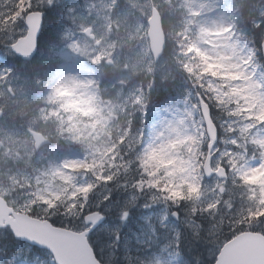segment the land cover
<instances>
[{
    "label": "rangeland",
    "instance_id": "rangeland-1",
    "mask_svg": "<svg viewBox=\"0 0 264 264\" xmlns=\"http://www.w3.org/2000/svg\"><path fill=\"white\" fill-rule=\"evenodd\" d=\"M59 1L66 2V22L59 31L61 42L53 49L59 67L53 72L44 98L39 100L48 99L49 104L54 101L48 119L57 126V139L36 153L27 129L38 121L35 111L28 110L35 102L37 87L33 83L25 86L22 68L27 64L14 63L15 56L8 47L14 36H25L26 29L11 11L7 15L14 0H0V16H10L8 21L0 22V111L3 114L0 160L9 159L0 164V196L7 198L8 205L17 212L29 215L33 204L45 200L66 203L90 183L99 184L90 193V201L95 202L102 199L103 186L115 172H126L130 161L148 154L160 164L155 166L156 170L160 177L163 169L168 186L162 185L158 198L140 197L134 191L111 186L110 195H116L131 209L132 215L126 225H114L120 232L115 247H108L111 241L107 237L102 243L99 235H91L90 243L106 264H183L177 259V250L168 245L179 224H185L190 233L195 230L189 209L209 205L222 197L234 205L236 212L253 207V196L264 195V92L249 65V54L239 45L235 34L229 32V23L218 0H180L188 25L197 30L196 52L211 67L219 68L210 81L207 79L208 88L204 82L202 87L207 101L212 99L214 121L220 133L212 153V168L226 169L228 177L225 181L200 178L203 181L198 186L194 183L191 164L181 154L186 133L182 130L183 110L178 102H163L156 110V117L128 126V120L135 121L133 111L140 106L138 100L141 98L143 103L146 100L134 78L146 69L155 71L152 66L158 67L163 77L169 75L166 59L155 65L149 53L146 32L150 4L145 0H33V6L41 11ZM153 1L154 7L160 8L161 0ZM252 14L264 17V2L254 4ZM88 29L93 40L86 35ZM84 59L110 73L107 89H114L111 98L99 100L86 80H80L83 75L78 64ZM186 112L191 119L187 131L193 135L201 129L199 109L191 107ZM17 116L24 121L17 123L14 119ZM200 157L201 153L191 157L196 168ZM85 160L88 168L74 178L72 170ZM171 208H177L174 211L178 212L179 221L168 218L162 223V218L174 212ZM220 211L228 216L223 204ZM200 220L206 229L211 217ZM224 223L228 224V220ZM227 234L226 227L223 235ZM210 236L212 233L206 231L203 246L206 258L212 263L216 238L209 239ZM0 240L8 242L7 231L0 232ZM8 247L12 264L23 261L50 264L44 257L33 255L28 246L13 241ZM187 258L186 264L189 258L191 264L195 263V257Z\"/></svg>",
    "mask_w": 264,
    "mask_h": 264
},
{
    "label": "trees",
    "instance_id": "trees-1",
    "mask_svg": "<svg viewBox=\"0 0 264 264\" xmlns=\"http://www.w3.org/2000/svg\"><path fill=\"white\" fill-rule=\"evenodd\" d=\"M255 0H224V9L229 14L232 25L236 31L240 33V39L245 42L250 51H251V60L256 69L257 76L261 79L264 86V73L261 69V56H260V41L264 35V25L261 28L254 29V23L249 16V11L251 10L250 6L254 5ZM161 13L163 20V29L166 35V50L164 57L168 60V67L170 68L171 75L168 77H162L156 72H150L144 74L143 76L138 77V81L144 84L142 88V97L146 98L145 103L142 102L141 98L138 100L140 106L135 108L133 114H135V121L128 120L130 123L139 124L144 118L153 117L157 107L167 100H179L180 105L183 106L185 111V116H187V110L191 107H196L195 99L192 98L193 95L199 94L206 103H208L212 118L216 117V112L211 101H207L205 95L203 94L202 83L204 82V87L208 88L207 79L211 78V75L215 71L214 68H211L203 56L196 53L195 40H196V30L194 27H189L186 22V14L184 13V8L178 0H161ZM66 4L59 6H53L48 9H44V18H43V28L38 40V50L40 51H52L54 46L58 44V32L62 27V24L65 22V7ZM62 8V10H59ZM7 15L10 11L13 13L12 16H15L19 24L23 25V19L25 15L31 11H34L33 0H14V2L9 5ZM1 17L0 22L9 20L10 16ZM264 18V17H262ZM261 18H256L260 20ZM3 25V23H2ZM55 33V35H54ZM172 47V48H171ZM56 60H48L43 65L40 61L34 60L28 64L22 70L24 76L29 79V83H33V86L37 87L36 97L42 98L44 93L50 88L51 80L53 78V72L56 68ZM83 69H87L85 74L91 81V87L93 90H96L100 94L102 91L108 72L105 73L101 68L96 67L91 64L82 65ZM147 77V78H146ZM206 80L204 81V79ZM165 79V80H164ZM147 85V87H146ZM112 92V90H110ZM187 95V96H185ZM191 97V98H190ZM37 107V108H36ZM46 109L42 120L36 125L35 130L47 135L50 138H54L57 133V126L54 120H49L48 116L50 113L49 106H43L40 102L33 103L31 110L39 112L41 109ZM197 109V107H196ZM132 117H130L131 119ZM144 119V120H145ZM187 122H190V117L187 116ZM200 145V144H199ZM206 149V144L204 146L196 147L195 152H191L196 155V153L203 154ZM190 157V155H189ZM197 161V160H196ZM201 159H198V173L201 176L200 166ZM88 165H84V169ZM108 181H112V187L118 185L120 188L128 189L131 191H137L141 195L149 193L151 189L160 188L159 174L156 170L154 164H144L142 161L132 162V165L129 171L122 175L117 174L113 178H109ZM34 217V216H33ZM55 226L67 227L73 229L77 226L78 221L73 222L69 216H65L62 212L56 215L55 217L50 218ZM199 224L205 228L202 220L199 221ZM228 225V224H226ZM230 234V233H229ZM227 234V235H229ZM181 240L184 239V234L180 235ZM189 238V237H188ZM190 239V240H189ZM185 243H181L179 248V255L177 259L184 261L186 264L187 257H195L194 264H211V262L205 256L204 244H206V231L201 237L200 241H194L189 238ZM13 242L12 237L8 236V242L0 240V262L6 264L9 263V243ZM198 245V247H197ZM26 247L25 245H22ZM30 251L35 256L44 257L49 261L50 264H53L51 256L44 251ZM121 264H125L122 262ZM188 264V263H187Z\"/></svg>",
    "mask_w": 264,
    "mask_h": 264
},
{
    "label": "snow or ice",
    "instance_id": "snow-or-ice-1",
    "mask_svg": "<svg viewBox=\"0 0 264 264\" xmlns=\"http://www.w3.org/2000/svg\"><path fill=\"white\" fill-rule=\"evenodd\" d=\"M40 15L42 19V13ZM253 23V31H255L264 25V18ZM38 33L39 29L33 41V52L35 51V46L38 44ZM23 39L24 35L14 36L13 40L8 43L9 49L16 52L17 55H20L17 46L19 41ZM262 146H264V142H262ZM241 179L244 180L245 178L241 177ZM97 185L99 184L93 185L87 192H81L73 200L67 201L66 203L62 201L52 203L45 200L38 205H32L30 215L34 216L37 221L42 220L46 231L58 233L59 235L35 239L32 236L20 235L17 231L11 229L10 226L7 229V235L15 236L17 240L27 239L33 244L40 245L41 248H47L51 253L53 264H64L59 258L60 248L62 246H70L74 241H83L87 244L91 252L93 264H106L105 258L98 255L94 249V245L90 243L92 237L89 234L91 233L93 236L99 235L102 243L105 242L106 237L110 238L111 242L108 244V247H115L120 239V232L119 227L114 228V225H126L129 222L132 211L125 204H122L116 195H110L112 193V181L104 184L105 194L102 199L95 202L90 201V193L94 191ZM69 191L72 192L75 189H69ZM252 199L255 202L253 207L240 209L236 212H233L234 205L223 200L222 197L209 205L188 210L191 216V225L195 229L191 232L192 239L194 241H200L205 231L212 233L209 239L216 238V244L213 246L215 256L212 264H264V254L258 260H246L238 256L230 255L233 250L242 246L247 239H254L261 245H264V195H255ZM221 204L227 208L228 216H225L220 211ZM61 211H63L65 216H69L78 221L75 228L68 230L63 225L59 229L55 227L50 218L53 215L60 214ZM205 216L211 217V221L206 229L199 224V218ZM171 217L179 219L178 212H172ZM167 219V216L162 218V223ZM225 219L228 220L227 230L230 233L229 235H223L225 232ZM221 236H223L222 240L219 239ZM179 240V235L174 233L172 241L168 245L177 250L176 255H179ZM32 251L37 252L39 249H32ZM23 264H30V261H23ZM68 264H71V262L69 261ZM183 264H185L184 261ZM188 264H191L190 258Z\"/></svg>",
    "mask_w": 264,
    "mask_h": 264
},
{
    "label": "water",
    "instance_id": "water-1",
    "mask_svg": "<svg viewBox=\"0 0 264 264\" xmlns=\"http://www.w3.org/2000/svg\"><path fill=\"white\" fill-rule=\"evenodd\" d=\"M41 13L34 12L29 13L24 20L25 25H27V35L26 37L19 41L18 51L20 55L13 52L21 60L28 62L36 54L37 45L35 46V51L33 52V41L37 36V30L39 29L38 36L42 28ZM148 31L147 37L149 40L150 52L153 57L154 63H157L159 59L163 56L165 50V36L162 28L161 17L156 9L152 10L150 19L147 22ZM89 32H86V35ZM262 53L264 57V42L262 43ZM200 101V111L202 118L204 120L206 134L210 140L208 144V152L204 162V174L206 178H211L213 175L210 169L211 157L210 152L217 140V130L211 121L210 111L208 106ZM34 141V149L38 151L41 147L49 144V142L40 134L35 132H29ZM217 177L220 179L225 178V174L222 170L216 173ZM14 229L22 236H32L35 239L47 238L52 235H59L58 233H51L44 229L43 221H37L28 215L15 212L11 207L8 206L7 202L0 197V231L8 229ZM57 228V227H56ZM59 229V228H57ZM17 242L25 243L36 249L47 251L50 255L51 253L47 248H41L40 245L33 244L27 239L17 240L15 236H12ZM264 254V245H261L254 239H247L242 246H239L230 255L238 256L246 260H258L261 255ZM64 264H93L91 259V252L88 246L83 241H74L70 246L64 245L60 248V256Z\"/></svg>",
    "mask_w": 264,
    "mask_h": 264
},
{
    "label": "bare ground",
    "instance_id": "bare-ground-1",
    "mask_svg": "<svg viewBox=\"0 0 264 264\" xmlns=\"http://www.w3.org/2000/svg\"><path fill=\"white\" fill-rule=\"evenodd\" d=\"M59 10H62V8H59ZM161 10V9H160ZM249 13H252V11H249ZM63 25V24H62ZM54 35H55V33H54ZM56 36V35H55ZM59 36V32H58V35H57V37ZM172 48V47H171ZM11 53L15 56V54L11 51ZM42 53V55L43 56H39V54H41ZM197 53V52H196ZM51 57H52V51H40V50H37L36 51V54L33 56V58L29 61V63L30 62H32V61H34V60H38V61H40L41 63H42V65L45 63V62H47L48 60H50L51 59ZM13 61H14V63H16L17 65H19L20 64V61H18L17 59H15V58H13ZM26 67V69H29L28 68V66H25ZM24 68H22V70H23ZM25 86H28V82H25ZM4 109H6V108H4ZM17 119L18 120H23V119H20L19 117H17ZM10 120V119H9ZM12 120V119H11ZM24 121V120H23ZM13 123H16V122H14V121H12ZM3 161L4 160H0V164L1 163H3ZM187 226L184 224L183 225V228H186Z\"/></svg>",
    "mask_w": 264,
    "mask_h": 264
}]
</instances>
